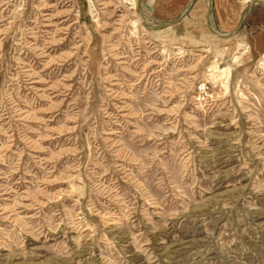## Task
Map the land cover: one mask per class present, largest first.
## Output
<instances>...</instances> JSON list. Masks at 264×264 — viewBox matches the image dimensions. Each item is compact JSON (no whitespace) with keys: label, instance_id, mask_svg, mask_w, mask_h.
I'll list each match as a JSON object with an SVG mask.
<instances>
[{"label":"rangeland","instance_id":"obj_1","mask_svg":"<svg viewBox=\"0 0 264 264\" xmlns=\"http://www.w3.org/2000/svg\"><path fill=\"white\" fill-rule=\"evenodd\" d=\"M191 1L0 0V264H264V0Z\"/></svg>","mask_w":264,"mask_h":264},{"label":"water","instance_id":"obj_2","mask_svg":"<svg viewBox=\"0 0 264 264\" xmlns=\"http://www.w3.org/2000/svg\"><path fill=\"white\" fill-rule=\"evenodd\" d=\"M194 1H195V0H192V1H191V3H190L189 6L185 9V11H188V10L190 9V7H191L192 4L194 3ZM255 2H256V1L254 0L253 3L250 5V7H248L247 10H249V9L254 5ZM262 5H263V7H264V4H262ZM209 11H210V8L207 9V19H208ZM184 14H185V12H184L182 15H180L177 19H175L174 21H171V22H169V23H167V24H162V25L158 26V29H160V28H164V27H166V26H169V25H171V24H173V23H176V22L180 21V20L183 18Z\"/></svg>","mask_w":264,"mask_h":264},{"label":"bare ground","instance_id":"obj_3","mask_svg":"<svg viewBox=\"0 0 264 264\" xmlns=\"http://www.w3.org/2000/svg\"><path fill=\"white\" fill-rule=\"evenodd\" d=\"M254 1V0H253ZM253 1H252V3H253ZM145 27V26H144ZM166 27H168V26H166ZM165 27V28H166ZM235 32H233V33H231V34H228V35H221L220 34V36H222V37H229V36H231V35H233ZM211 70H215L216 69V66H212L211 68H210ZM210 69H209V71H210ZM225 73H226V71H225ZM223 77L225 78V74H223Z\"/></svg>","mask_w":264,"mask_h":264},{"label":"crops","instance_id":"obj_4","mask_svg":"<svg viewBox=\"0 0 264 264\" xmlns=\"http://www.w3.org/2000/svg\"><path fill=\"white\" fill-rule=\"evenodd\" d=\"M255 4V3H254ZM251 5V4H250ZM250 5H249V7H250ZM192 11V9L190 10V12ZM169 27V26H168ZM168 27H166V28H168ZM231 33H233V32H229V33H226V34H221V35H228V34H231ZM235 35V33L232 35V36H229V37H224V39L225 40H229V39H231L233 36Z\"/></svg>","mask_w":264,"mask_h":264}]
</instances>
